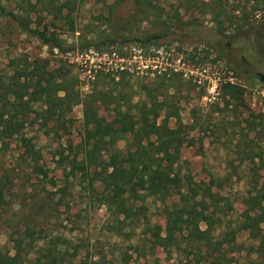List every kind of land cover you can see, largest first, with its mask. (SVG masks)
<instances>
[{"label": "rangeland", "instance_id": "obj_1", "mask_svg": "<svg viewBox=\"0 0 264 264\" xmlns=\"http://www.w3.org/2000/svg\"><path fill=\"white\" fill-rule=\"evenodd\" d=\"M143 1L140 7L135 0H75L72 16L77 31H64L68 24L59 29L66 44L75 47L70 52L54 50L23 32L15 21L0 17V94L13 85L24 93L38 91L48 79L63 81L67 88L51 103L59 106L60 120L48 119L42 101L34 103L40 115L29 118L27 134L41 149L47 177L39 180L29 176V169L21 171L15 142L5 140L8 148L0 153V174L11 176L13 195H9L11 206L0 209V250L12 255L30 250L18 234L11 237L12 229L3 218L29 212L31 195L39 192L52 198L44 225L65 236L74 264L99 258L107 264H126V260L128 264H211L200 263V256L185 250L183 241L180 247L170 245L163 210L177 197L164 202L147 198V216L160 238L154 255L143 256L150 245L139 221L131 225L65 171L67 159L77 153L84 138V100L93 86L109 90L120 81L125 93L133 95L130 102H122L127 107L145 99V85L157 86L168 74L174 76L168 89L175 96L181 122L194 127L189 136L195 143L182 149L184 169L228 199L225 220L236 229V251L223 264H261L257 253L251 252L257 241L247 229L238 228L248 189L249 163L242 158L249 146L264 148V82L245 70L253 66L264 72V0ZM4 3L15 6V0ZM215 80L219 95L210 101L204 96ZM227 81L245 89L243 97L229 104L222 96ZM101 116L106 120L113 115ZM170 124L175 126L176 119ZM255 124L257 130L252 129ZM126 143L121 139L118 147L125 149ZM217 176L221 185L212 181Z\"/></svg>", "mask_w": 264, "mask_h": 264}, {"label": "trees", "instance_id": "obj_2", "mask_svg": "<svg viewBox=\"0 0 264 264\" xmlns=\"http://www.w3.org/2000/svg\"><path fill=\"white\" fill-rule=\"evenodd\" d=\"M116 1L122 3L124 0ZM135 3L140 7L144 5L143 0H135ZM74 5L75 0H15V6L9 8L4 0H0V17L15 21L23 32L50 48L70 52L75 47L66 44L59 29L68 24V30L64 31H77L72 16ZM245 70L249 77L264 82V72L253 66ZM173 77L166 74L157 86L145 85V99L127 107L122 102H130L133 95L129 97L125 93L120 81L109 90L93 86L84 100V138L77 153L67 159L65 171L68 177L78 179L86 189L96 193L102 205L117 210L131 225L139 221L144 227L143 234L148 235L144 240L150 245L148 251H142L143 256L154 255L160 238L159 231L147 216V198L157 197L164 202L177 197L163 210L170 245L180 247L183 241L185 250L200 256V263L223 264L228 254L236 251V229L225 220L228 199L219 190L214 191L211 186L206 188L203 180H196L194 174L184 169L182 149L195 143L189 136L194 127L181 122L175 96L169 94V82L174 80ZM66 90L63 81L48 79L38 91L24 93L20 86L13 85L0 94V153L8 148L5 140H13L19 150L18 160L23 164L21 171L29 169L30 177L39 180L47 177L41 164V149L27 134L31 115H40L34 103L46 102L44 112L48 119L60 120L59 106H51V103L54 97H59V92ZM244 92L242 84L227 81L222 96L229 104L235 97H243ZM104 112L111 113L112 118L103 120L101 113ZM172 118L176 119L175 126L170 124ZM252 129L257 130L258 125ZM121 139L127 140L125 149L118 147ZM245 151L242 160L249 163L245 174L248 189L243 198L246 208L241 213L238 229H247L257 241L251 252H256L264 264V148L249 146ZM221 179L217 176L212 181L221 185ZM12 184L11 176L1 172L0 209L3 211L11 206ZM30 199L29 212L3 218L12 229L11 237L18 234L30 250L14 255L0 250V264H74L72 254L66 248L65 236L55 234L44 225L43 219L51 209L52 198L36 192ZM259 208L262 212H258ZM89 264L107 263L99 258L91 259Z\"/></svg>", "mask_w": 264, "mask_h": 264}, {"label": "built area", "instance_id": "obj_3", "mask_svg": "<svg viewBox=\"0 0 264 264\" xmlns=\"http://www.w3.org/2000/svg\"><path fill=\"white\" fill-rule=\"evenodd\" d=\"M204 80L200 78L199 83H203ZM219 95V81L215 80L212 86L209 88L208 93L204 96L210 101L216 100Z\"/></svg>", "mask_w": 264, "mask_h": 264}, {"label": "flooded vegetation", "instance_id": "obj_4", "mask_svg": "<svg viewBox=\"0 0 264 264\" xmlns=\"http://www.w3.org/2000/svg\"><path fill=\"white\" fill-rule=\"evenodd\" d=\"M263 45H264V42L262 43V47H263ZM242 59H243V60H245V57H244V56H242Z\"/></svg>", "mask_w": 264, "mask_h": 264}]
</instances>
